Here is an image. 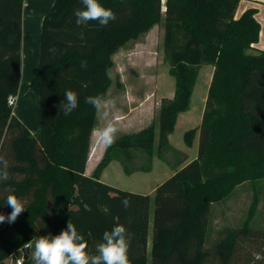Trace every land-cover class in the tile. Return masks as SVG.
Segmentation results:
<instances>
[{"label": "trees", "instance_id": "trees-1", "mask_svg": "<svg viewBox=\"0 0 264 264\" xmlns=\"http://www.w3.org/2000/svg\"><path fill=\"white\" fill-rule=\"evenodd\" d=\"M240 1L99 0L116 19L107 26L98 21L77 26L74 12L84 8L81 0H55L43 19L39 68L29 86L42 111L33 133L8 101L21 84L24 0H0V156L9 165L8 179L0 181V214L12 211L9 194L26 207L14 223L0 224V264L23 255L28 242L30 257L22 264H34L36 239L60 234L69 221L83 235L90 255L96 254L105 231L123 225L130 264H148L152 196L109 185L101 175L113 160H120L126 173L150 170L155 155L178 161L182 152L172 147L169 135L179 114L190 109L203 64L214 71L202 121L185 132L189 146L198 134V154L187 162V155L180 159L174 174L154 191L151 264H206L213 204L248 182L253 195L242 224L225 226L213 246L218 264H233L240 240L254 232L264 180V49L253 47L261 23L255 7L236 16ZM161 22L175 93L161 101L158 140L155 122L123 133L88 175L98 111L85 100L105 99L113 55ZM66 90L78 96V107L68 115L61 103ZM137 152L145 163L135 164Z\"/></svg>", "mask_w": 264, "mask_h": 264}, {"label": "rangeland", "instance_id": "rangeland-1", "mask_svg": "<svg viewBox=\"0 0 264 264\" xmlns=\"http://www.w3.org/2000/svg\"><path fill=\"white\" fill-rule=\"evenodd\" d=\"M50 1L30 0V2L41 3L43 6L49 4L53 6L55 0H52V3ZM163 42L164 22H161L139 39L131 40L122 45L118 52L113 55L114 64L108 71L112 83L104 99L107 103L103 105V107L110 108L109 115L106 118L101 112H98L96 129L103 127L109 121L114 122L120 129L117 134L118 137L123 133L136 132L155 122L156 140H158V116L161 101L165 97L172 98L175 93V78L170 74L169 64L165 61ZM211 69L212 65L209 64H203L200 67L190 109L179 114L175 130L169 135V142L172 147L182 152L178 161L172 162L175 159V154L170 151L167 157L172 163H168L155 155L151 158L152 167L148 171L138 170L126 173L122 162L113 160L102 173V181L109 185L152 196L148 264H151L150 243L152 242L155 209L154 191L159 184L174 174V168L180 159L187 155L185 161L187 162L194 159L198 154L199 136L195 138L193 145L189 146L185 141V132L197 127L202 121L210 84L209 80H211V78L209 79ZM77 73L80 74L81 71L77 70ZM65 74L68 75V72H65ZM29 92L32 101H30V97H27ZM112 101L114 106H111ZM35 102H38L37 107L36 105L32 107ZM26 106L30 112L28 114V116L30 115L29 124L35 128L33 133H36L42 122L41 101L28 85L20 87L15 110H23ZM18 116L20 117L19 114ZM22 121L27 125L24 119ZM98 146L93 132L91 152L95 150V155ZM136 154V165L146 162L141 152ZM95 155L90 163L94 160ZM260 184L262 186L261 200L253 223L254 232L248 238L240 240L233 264H264V180ZM252 195L253 186L247 182L238 186L226 200L219 202V204H213L209 223V241L207 243L209 258L206 264H218L213 252L214 241L220 237L221 230L225 226H240L242 224L252 200ZM10 261L12 260L7 258L4 264H10Z\"/></svg>", "mask_w": 264, "mask_h": 264}, {"label": "clouds", "instance_id": "clouds-1", "mask_svg": "<svg viewBox=\"0 0 264 264\" xmlns=\"http://www.w3.org/2000/svg\"><path fill=\"white\" fill-rule=\"evenodd\" d=\"M81 3L84 8L74 12L77 26L85 25L90 21H98L100 25L107 26L110 21L116 19L115 13L111 9L103 7L99 0H81ZM85 67L86 64L81 65V68ZM64 96L65 99L61 103L65 115H68L78 107V96L72 90H66ZM85 102L92 105L106 118L109 115L110 108L103 107L107 101L102 97L88 96ZM111 106H114L113 101ZM119 131L118 126L109 121L94 131L96 143L105 148L110 147L115 142ZM8 167V161L0 156V181L8 179ZM122 204L127 207L129 202L125 199ZM7 205L12 211L7 216L0 214V224L5 221L9 224L14 223L26 209L25 202L13 194L7 196ZM129 246L130 240L126 228L117 224L111 231L103 233L102 242L96 247V254L90 255L86 251L87 243L83 235L69 221L67 228L62 230L60 234L37 238L34 251L31 252V259L34 264H130ZM25 248L31 249V242L25 244Z\"/></svg>", "mask_w": 264, "mask_h": 264}, {"label": "crops", "instance_id": "crops-1", "mask_svg": "<svg viewBox=\"0 0 264 264\" xmlns=\"http://www.w3.org/2000/svg\"><path fill=\"white\" fill-rule=\"evenodd\" d=\"M39 2V1H38ZM52 3V0L50 1ZM52 4L43 6L41 3L30 2V0H24V8H23V39H22V73H21V84L22 86H30V81L33 76L37 73L39 68V60H40V39H41V31H42V23L46 14L50 11L49 8ZM250 7L257 8L256 17L261 23V36L260 40L254 44V51L258 49H264V0H241L239 6L237 8L236 16H239L244 10ZM214 71V67L212 66L209 79L212 78ZM211 82V80H209ZM210 85V84H209ZM30 88V87H29ZM19 93L17 95L18 99ZM27 97L31 99V93H27ZM38 101V100H37ZM17 103V102H16ZM30 103V102H29ZM206 103V102H205ZM37 107L38 102H35L34 106ZM18 110V109H17ZM15 113L20 115L22 119L25 120L27 125L29 126L32 132L35 130L31 124H29L30 113L28 111L27 106L23 110H15ZM21 113V114H20ZM97 128V125H96ZM95 128V130H96ZM37 129V128H36ZM94 130V131H95ZM198 136V134H197ZM92 149V148H91ZM105 147L98 146V151L95 155L92 163L88 160L86 167V174L91 175L95 166L101 159L104 153ZM102 180V175H101ZM10 258V257H9ZM11 260V258H10ZM10 264H13L10 261Z\"/></svg>", "mask_w": 264, "mask_h": 264}, {"label": "built area", "instance_id": "built-area-1", "mask_svg": "<svg viewBox=\"0 0 264 264\" xmlns=\"http://www.w3.org/2000/svg\"><path fill=\"white\" fill-rule=\"evenodd\" d=\"M8 101H9L10 104H15L16 105L17 96H15V95L9 96ZM23 256H24V254L21 255L19 258L18 257L16 258L14 255H11L10 258H11L13 264H22L23 261H24V257Z\"/></svg>", "mask_w": 264, "mask_h": 264}, {"label": "water", "instance_id": "water-1", "mask_svg": "<svg viewBox=\"0 0 264 264\" xmlns=\"http://www.w3.org/2000/svg\"><path fill=\"white\" fill-rule=\"evenodd\" d=\"M23 253H24V259L27 260L30 257V249H26L25 247L22 249Z\"/></svg>", "mask_w": 264, "mask_h": 264}]
</instances>
